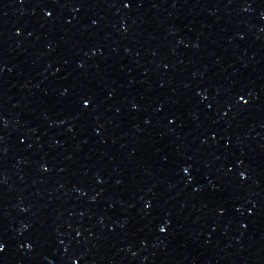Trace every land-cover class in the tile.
Wrapping results in <instances>:
<instances>
[{"label":"water","instance_id":"1","mask_svg":"<svg viewBox=\"0 0 264 264\" xmlns=\"http://www.w3.org/2000/svg\"><path fill=\"white\" fill-rule=\"evenodd\" d=\"M0 264H264V0H0Z\"/></svg>","mask_w":264,"mask_h":264}]
</instances>
